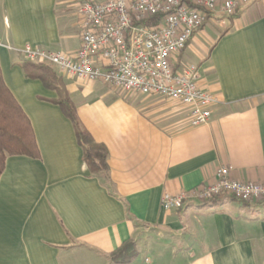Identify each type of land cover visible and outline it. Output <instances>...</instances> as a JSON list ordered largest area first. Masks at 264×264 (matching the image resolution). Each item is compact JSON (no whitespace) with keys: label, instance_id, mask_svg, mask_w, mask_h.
Instances as JSON below:
<instances>
[{"label":"crops","instance_id":"obj_1","mask_svg":"<svg viewBox=\"0 0 264 264\" xmlns=\"http://www.w3.org/2000/svg\"><path fill=\"white\" fill-rule=\"evenodd\" d=\"M221 1V0H219ZM233 18L211 15L178 63L195 65L217 96L211 117L158 96L61 77L82 126L108 151L93 174L57 94L29 76L25 44L73 56V0H0V69L28 117L38 158L9 155L0 174V264H264V205L224 198L163 210L164 193L231 178L264 184V0H236ZM28 72L32 68L27 67ZM133 239L127 263L109 254Z\"/></svg>","mask_w":264,"mask_h":264},{"label":"built area","instance_id":"obj_2","mask_svg":"<svg viewBox=\"0 0 264 264\" xmlns=\"http://www.w3.org/2000/svg\"><path fill=\"white\" fill-rule=\"evenodd\" d=\"M238 4L236 0H73L79 26V48L73 56L29 44L19 52L26 61L54 66L79 80L175 101L188 109L190 125L197 126L209 120L218 99L199 85L197 67L178 63V55L209 16H232ZM158 15V21L143 23ZM219 197L264 205V184L233 179L229 167H218L212 183L164 193L160 205L163 210H178L191 200Z\"/></svg>","mask_w":264,"mask_h":264},{"label":"trees","instance_id":"obj_3","mask_svg":"<svg viewBox=\"0 0 264 264\" xmlns=\"http://www.w3.org/2000/svg\"><path fill=\"white\" fill-rule=\"evenodd\" d=\"M238 14L236 12L228 18H233ZM160 18V15L144 20L143 23L152 24ZM204 23L200 26V28ZM182 52V51H181ZM180 52V53H181ZM180 53L178 60H180ZM25 72L34 78L41 80L43 85L57 94L52 100L57 104L62 113L71 121L77 143L82 149V159L93 174H99L107 169L108 151L105 145L96 142L88 131L82 126L77 115L76 107L69 97L60 76L47 64L32 63L26 61L22 64ZM27 67L32 68L28 72ZM9 155H25L32 158L39 157V151L36 145L35 136L30 121L14 96L5 85L0 69V174L5 165V159ZM232 200L247 203L234 197H228ZM224 197L214 198L210 201H220ZM137 254L135 241L129 239L123 242L119 247L109 254L112 261L127 263Z\"/></svg>","mask_w":264,"mask_h":264},{"label":"rangeland","instance_id":"obj_4","mask_svg":"<svg viewBox=\"0 0 264 264\" xmlns=\"http://www.w3.org/2000/svg\"><path fill=\"white\" fill-rule=\"evenodd\" d=\"M40 64V63H39Z\"/></svg>","mask_w":264,"mask_h":264}]
</instances>
